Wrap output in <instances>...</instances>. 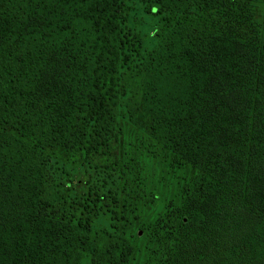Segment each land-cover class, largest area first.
I'll return each mask as SVG.
<instances>
[{
	"label": "trees",
	"instance_id": "16d2710c",
	"mask_svg": "<svg viewBox=\"0 0 264 264\" xmlns=\"http://www.w3.org/2000/svg\"><path fill=\"white\" fill-rule=\"evenodd\" d=\"M141 1L0 0V264H264V0Z\"/></svg>",
	"mask_w": 264,
	"mask_h": 264
},
{
	"label": "rangeland",
	"instance_id": "374dc122",
	"mask_svg": "<svg viewBox=\"0 0 264 264\" xmlns=\"http://www.w3.org/2000/svg\"><path fill=\"white\" fill-rule=\"evenodd\" d=\"M166 12L152 13L149 8V4L146 1L141 0H124L123 6V18H122V31L126 37V44L130 49L131 54L134 57L150 48L157 39V30L165 17L169 16ZM138 133V132H137ZM134 134V148L143 150V148L151 147L150 141ZM104 161L112 163L113 159L104 158ZM172 178H170V184ZM173 184L170 185L172 189ZM135 191V190H128ZM142 191V190H137ZM237 199L236 205H240L243 202L241 196H235ZM228 209H234L233 201ZM226 221V220H225ZM227 228H223L224 231H211L207 235V247H211V255L218 256L220 252H224L228 248L224 245L228 243L230 237L236 236L235 225L231 222H226ZM139 232V231H138ZM229 236H228V235ZM218 251V252H217ZM243 259H239L237 264H242Z\"/></svg>",
	"mask_w": 264,
	"mask_h": 264
}]
</instances>
